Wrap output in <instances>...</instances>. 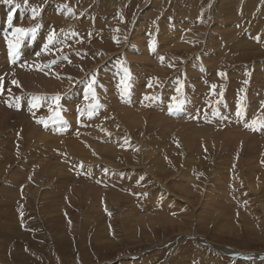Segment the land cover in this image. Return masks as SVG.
<instances>
[{
  "label": "rangeland",
  "instance_id": "1",
  "mask_svg": "<svg viewBox=\"0 0 264 264\" xmlns=\"http://www.w3.org/2000/svg\"><path fill=\"white\" fill-rule=\"evenodd\" d=\"M0 264H264V0H0Z\"/></svg>",
  "mask_w": 264,
  "mask_h": 264
},
{
  "label": "bare ground",
  "instance_id": "2",
  "mask_svg": "<svg viewBox=\"0 0 264 264\" xmlns=\"http://www.w3.org/2000/svg\"><path fill=\"white\" fill-rule=\"evenodd\" d=\"M196 2V1H195ZM198 3V2H197ZM200 3V2H199ZM197 5V4H196ZM204 5V4H203ZM202 6V5H201ZM200 7V6H199ZM198 9V8H197ZM59 14V13H58ZM48 15H50V14H48ZM54 16V15H53ZM56 22V21H55ZM55 22H52V25L53 24H57V23H55ZM54 46V45H53ZM171 48H175L174 46H171ZM166 60V59H165ZM163 61L162 59H158V58H154V62H155V65H156V62H158L160 65H161V67L162 68H164L165 70H167L170 66L169 65H171V64H174V60H172V59H170L171 60V63L170 62H168V61ZM177 61V60H176ZM197 63H199L198 61H197ZM160 67V66H159ZM197 68V67H196ZM201 68V67H200ZM158 68L156 67V70H157ZM167 73V72H166ZM164 74V73H163ZM159 109H160V107H159ZM131 125H136V124H131ZM215 129V128H214ZM213 130V129H212ZM207 131V130H206ZM209 131H211V130H209ZM207 133V132H206ZM215 133V132H214ZM199 134V133H198ZM210 134V133H209ZM208 134V135H209ZM211 135V134H210ZM230 136V135H229ZM207 139V138H206ZM210 139V138H209ZM186 141L187 142H189L190 141V138L189 139H186ZM181 190H183L182 188H180ZM98 197V196H97ZM148 217V216H147ZM153 221V220H152ZM68 237V236H67Z\"/></svg>",
  "mask_w": 264,
  "mask_h": 264
},
{
  "label": "snow or ice",
  "instance_id": "3",
  "mask_svg": "<svg viewBox=\"0 0 264 264\" xmlns=\"http://www.w3.org/2000/svg\"><path fill=\"white\" fill-rule=\"evenodd\" d=\"M33 15H35V10L33 11ZM10 19H11V17H10ZM27 31L28 30L23 29V28L17 29V32L20 33V34H26ZM51 41H52V37H49V43H51ZM13 83H16V82L14 81ZM213 87H215V86H213ZM37 99H39V98H37ZM55 99L56 100H59V97L57 96V97H55ZM35 106H37V105L36 104H33V107H35Z\"/></svg>",
  "mask_w": 264,
  "mask_h": 264
}]
</instances>
